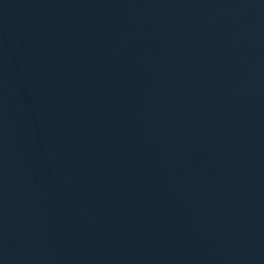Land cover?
<instances>
[{"label": "water", "instance_id": "obj_1", "mask_svg": "<svg viewBox=\"0 0 264 264\" xmlns=\"http://www.w3.org/2000/svg\"><path fill=\"white\" fill-rule=\"evenodd\" d=\"M0 264H264V0H0Z\"/></svg>", "mask_w": 264, "mask_h": 264}]
</instances>
